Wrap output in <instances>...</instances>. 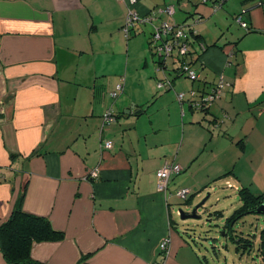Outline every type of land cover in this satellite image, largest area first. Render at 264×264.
Segmentation results:
<instances>
[{
    "label": "crops",
    "instance_id": "obj_1",
    "mask_svg": "<svg viewBox=\"0 0 264 264\" xmlns=\"http://www.w3.org/2000/svg\"><path fill=\"white\" fill-rule=\"evenodd\" d=\"M216 1L0 0V225L20 206L65 234L35 243L34 261L209 264L174 228L178 190L264 185V0ZM193 18L209 45L201 78L232 83L212 108L227 117L211 131L177 98L199 83H160L149 45L154 24ZM167 163L182 172L159 191Z\"/></svg>",
    "mask_w": 264,
    "mask_h": 264
},
{
    "label": "trees",
    "instance_id": "obj_2",
    "mask_svg": "<svg viewBox=\"0 0 264 264\" xmlns=\"http://www.w3.org/2000/svg\"><path fill=\"white\" fill-rule=\"evenodd\" d=\"M210 0H202L203 4H208ZM222 0H218L216 2H221ZM215 2V3H216ZM215 6H218L214 4ZM158 19V16L157 18ZM196 20L201 21L200 19H192L187 23L183 24H172L169 23L175 28L177 26L188 27L189 29L186 31L187 37L181 38L179 45L186 44L188 46L187 55L182 58H178L177 54L173 55L170 58L162 59L158 56V53L154 50L158 46H162L165 43L171 44L175 40L176 31L173 30L167 35H162L159 41L155 40V35L157 36L158 31L157 28L160 27L164 21H160L159 24H154L152 27V34L149 38V45L152 55L155 57L156 62L158 64V71L162 73V77H160V83L163 85H167L170 89L172 88V84L174 79L177 77H184L191 80L193 83H199L198 87L195 89L189 90L187 93L178 92L177 98L181 102H186L190 106V108L201 114V119L199 120V124L204 126L205 128L210 130V126L215 123V127L221 128L223 119L217 118L213 113L212 108L223 99L224 93H226L227 88L225 83L230 84L232 86L231 81L227 78L220 77L219 81L216 83L208 84L209 81L201 78L199 74V70L197 66H195L200 61V56H202L207 47L201 41L202 35L197 30V22ZM162 22V23H161ZM134 25L129 27L126 26V23L123 24V28L126 31V35L131 37L132 29H134ZM244 28V27H243ZM247 28H249L247 26ZM245 28V29H247ZM134 35V33H133ZM199 52H197L196 51ZM200 54V55H198ZM233 57V56H231ZM232 64V61L230 62ZM188 68V70H186ZM169 71L170 74L167 75ZM188 71L195 72V78H191ZM195 83V84H196ZM120 87V89H119ZM123 92V86L118 85L116 90L112 93L114 98L121 95ZM194 94V96H192ZM179 95H182V98H179ZM212 97V100H211ZM213 114H212V113ZM214 119H211L213 117ZM211 116V117H209ZM209 117V118H208ZM208 124V125H207ZM211 131V130H210ZM240 143V142H239ZM176 177V176H174ZM171 177L170 181L172 180ZM170 185V183H169ZM239 187L236 191H240V198L242 208L233 212L227 219L226 223L223 227L225 235L229 236L236 242L237 247L236 251L239 253H252L255 251V247L257 246V242L259 239V249L257 250V256L260 257L262 264H264V229L261 230L259 237L256 235L253 236L252 239H246L244 237H238L234 234V226L246 215L249 214H258L256 210L262 205L264 202V192L260 195H256L252 192L250 186L247 187L245 185ZM169 188V187H168ZM235 188V187H234ZM181 190V189H180ZM190 190V189H189ZM179 191V190H178ZM193 190H190V194L188 197L193 195ZM179 198V197H178ZM180 199V198H179ZM181 200V199H180ZM189 200V199H188ZM182 202H186L181 200ZM215 214V213H213ZM219 216H222V213H218ZM217 214V215H218ZM231 232V233H230ZM65 238V234L61 231H58L54 228L52 222L49 218L26 213L22 207H17L13 214L9 217V219L0 225V250L4 256L6 264H42L37 261H34L32 258V247L35 243H43V242H57L61 241Z\"/></svg>",
    "mask_w": 264,
    "mask_h": 264
},
{
    "label": "rangeland",
    "instance_id": "obj_3",
    "mask_svg": "<svg viewBox=\"0 0 264 264\" xmlns=\"http://www.w3.org/2000/svg\"><path fill=\"white\" fill-rule=\"evenodd\" d=\"M122 30L126 33L124 28H122ZM165 73H167V75L170 74L169 71ZM179 80L184 82L188 81L192 84L191 80L188 78ZM188 86L190 89V85ZM227 139L231 141V138L227 137ZM236 145V141L234 144L232 143V147L235 148ZM238 149L240 150V148ZM231 151H234V153L237 152L236 150ZM236 155L237 154H234V157H236ZM213 169L214 168H212V171ZM248 176L249 180H251V178L255 176V172L251 174L248 173ZM200 177L203 179L205 175L201 174ZM238 185L243 188L240 183ZM250 188L256 195H260L264 192V185L260 187H256V185H254L252 187L250 186ZM208 194H210V198L205 203V207H200L197 210V215L201 218L183 221L178 211L181 209L187 214H192L194 209L208 197ZM196 196V194L191 195L187 202H182L178 198L175 199L173 212L176 225L174 228L183 233L187 241H189V243H191V245L195 247L198 252L200 251V256H207L209 258V264H262L260 257L257 256L259 239L257 246L255 247V251L252 253H238L236 251V242L224 233L223 226L226 223V217L231 215L230 211L235 212L242 208L243 204L240 201V191H236L235 188H230L225 184V182H222L217 185L216 191H203L201 193V197ZM211 207L213 209L212 214L207 215L206 211L211 210ZM218 213H224L225 218L219 216ZM234 229L235 231L232 234L238 237H244L246 239H252L254 235L259 237L261 230L264 229V214L246 215L234 226Z\"/></svg>",
    "mask_w": 264,
    "mask_h": 264
},
{
    "label": "built area",
    "instance_id": "obj_4",
    "mask_svg": "<svg viewBox=\"0 0 264 264\" xmlns=\"http://www.w3.org/2000/svg\"><path fill=\"white\" fill-rule=\"evenodd\" d=\"M128 1L130 4L131 3L135 4L137 2V0H128ZM163 12L169 13L171 15L174 12V8L171 6H167ZM137 16H138L137 13L131 11V13L128 15V18H127V23H128L127 26H132L133 23H135L134 21L138 20ZM156 18L157 17H155L154 20ZM141 22L152 23L153 18L142 17ZM196 22L198 23V20H196ZM242 25L244 26V28H247V26H248L246 23H243ZM188 29H189L188 27H183V26H177V28H175V26H173L169 23H163L160 27H158L157 28L158 34H157V36L155 35L156 41H159L161 39L162 35H167L168 33H170L173 30L176 31V34H175V40L176 41H174L171 44L165 43L164 45L158 46L156 49H154L158 53V56L162 59L170 58L176 54H177L178 58H182L183 56H186L188 46L186 44L179 45V43H180L179 39L187 37L186 31ZM186 70H188V68H186ZM188 73H189V75H191L190 77L192 79L195 78V72L194 71H188ZM119 89H120V87H119ZM192 96H194V94ZM179 98L181 99L182 95H179ZM211 100H212V97H211ZM112 144H113L112 142H109L107 144V148H111ZM181 172H182V167L179 164L167 163L161 170H159L157 172L159 191H167L171 177L177 176ZM91 175H92V177H95V176H97V173L93 172ZM0 177H1V174H0ZM229 187H232V186L229 185ZM189 194H190L189 189H181L177 192L178 197L183 201H185V200L188 201ZM168 244H169V239L165 240L161 244V252L166 251Z\"/></svg>",
    "mask_w": 264,
    "mask_h": 264
},
{
    "label": "water",
    "instance_id": "obj_5",
    "mask_svg": "<svg viewBox=\"0 0 264 264\" xmlns=\"http://www.w3.org/2000/svg\"><path fill=\"white\" fill-rule=\"evenodd\" d=\"M198 19H200V18H198ZM209 198H210V194H208V197H207L205 200H203L202 203L199 204V205L194 209V211H193L192 214H187V213H185L183 210L180 209V210L178 211V213H179L181 219H182L183 221L188 220V219H200L201 217H200L199 215H197V210H198V208L203 207V206L205 205V203L208 201ZM186 202H187V201H186ZM204 207H205V206H204ZM205 209H206V208H205ZM256 213H258V214H264V202H263L262 205L256 210Z\"/></svg>",
    "mask_w": 264,
    "mask_h": 264
},
{
    "label": "bare ground",
    "instance_id": "obj_6",
    "mask_svg": "<svg viewBox=\"0 0 264 264\" xmlns=\"http://www.w3.org/2000/svg\"><path fill=\"white\" fill-rule=\"evenodd\" d=\"M185 201H187V200H185Z\"/></svg>",
    "mask_w": 264,
    "mask_h": 264
}]
</instances>
